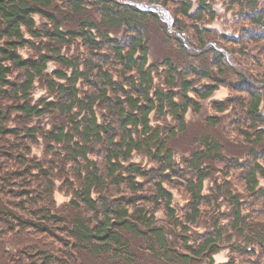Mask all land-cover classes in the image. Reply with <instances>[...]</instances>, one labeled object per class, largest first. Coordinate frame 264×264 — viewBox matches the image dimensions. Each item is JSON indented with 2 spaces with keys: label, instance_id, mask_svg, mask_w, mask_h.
<instances>
[{
  "label": "trees",
  "instance_id": "1",
  "mask_svg": "<svg viewBox=\"0 0 264 264\" xmlns=\"http://www.w3.org/2000/svg\"><path fill=\"white\" fill-rule=\"evenodd\" d=\"M217 1L239 30L212 25ZM232 81L243 149L213 114L180 155L188 114ZM262 180L264 0H0V264H264Z\"/></svg>",
  "mask_w": 264,
  "mask_h": 264
},
{
  "label": "rangeland",
  "instance_id": "2",
  "mask_svg": "<svg viewBox=\"0 0 264 264\" xmlns=\"http://www.w3.org/2000/svg\"><path fill=\"white\" fill-rule=\"evenodd\" d=\"M231 0H228V2ZM228 4L226 5V3H222L220 1H217V5L214 6V9L217 10V12L219 14H221V17L219 20H215V22L212 24L214 27H217L220 33H225L226 31H233V30H239V28L234 25L233 23V19L235 16V11L230 10L229 9L232 7V5L229 7ZM254 14H251V16ZM239 19V23H241L242 25H245L246 27H249L251 25V23H249L248 20H246V18L242 19V18H238ZM251 19V18H250ZM208 20V19H207ZM189 22L187 27H189ZM159 36V35H158ZM263 42V41H262ZM160 47V41L157 40L156 41V45H155V50L157 51L158 48ZM72 51H77V47H73ZM20 53L22 54L23 57H27L29 55H31V51L30 49H21ZM32 56V55H31ZM56 67V64H50V69H54ZM14 78L18 77L19 79H23L21 77V73H16L13 76ZM238 88H241L240 86H238V83L235 81H232V83L230 84V86H221L219 90L216 91V93L214 94V96L205 101L203 103V111L201 116H193L191 113L188 114V120H190V124H189V133L179 137L177 140V143L175 145L176 149L180 152V155L184 154L183 152L186 151L187 149H189L191 147V142H192V138L193 135L197 134V132L199 133L200 131V125L202 123H204L206 121V119L213 114L218 115L221 118V125L222 129L220 128V132H223L224 136L226 139L222 140V145H224L225 147H227L230 150H237L239 148H242L245 146V144H243V139L244 137L241 136V132L240 130L237 129L236 125H242L243 123V108H242V102L241 101V97L243 96V94L238 93ZM32 99L36 100L39 97L42 96H47V92L44 89L43 85L38 82L37 84H35L33 90H32ZM230 105H228L229 110L226 111L224 114H218V112L216 111L218 108V105H216V101H218L217 103L220 102H225L228 101ZM232 103V104H231ZM207 115H209L207 118H205ZM229 126L234 130V132L228 131ZM245 128H248L247 125H245ZM218 128H216L215 130L217 131ZM236 131V132H235ZM227 133V134H225ZM32 151L34 154H37L38 156H42L43 155V149L41 147H32ZM106 152L104 151V147L103 146H95L94 148V158L98 160L99 165L104 166L105 162L103 160V155ZM134 160L137 162H140L142 165L147 166L148 168L154 167V165L152 163H150L148 161L147 158H144L140 155H135L134 156ZM218 169H222V171H220V173L217 174V177L221 179L222 174H224L225 176V170L229 169L230 171V176L228 177L229 179H231L232 184L234 185V188L236 189V192L238 194H242L244 195V188H243V183H241V181H239V168L238 166H226V164H220L217 165ZM237 180V181H236ZM208 184H210L209 182H207ZM263 187H264V180L261 181ZM61 185V183L58 181L57 182V190L54 194V197L56 199V202L58 204H63L67 201H69L70 199V195H68L66 193V189L63 188V190H61L59 188V186ZM174 194V199L175 202L178 206L183 205V199L184 197H187V194L181 195V192L175 188V184L171 183L169 186ZM205 193H207V190L205 191ZM229 250L228 249H224L222 250L218 255H216L215 257V261L217 263H226L229 260Z\"/></svg>",
  "mask_w": 264,
  "mask_h": 264
}]
</instances>
